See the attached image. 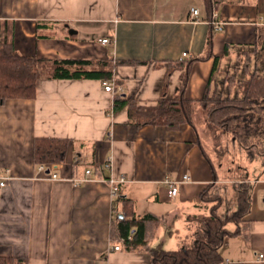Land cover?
I'll return each mask as SVG.
<instances>
[{
	"label": "crops",
	"instance_id": "crops-1",
	"mask_svg": "<svg viewBox=\"0 0 264 264\" xmlns=\"http://www.w3.org/2000/svg\"><path fill=\"white\" fill-rule=\"evenodd\" d=\"M214 18L223 28L215 29L211 51L223 60L264 41V0H0V48L43 58L48 67L56 59H74L112 68L108 79L47 73L36 79L33 96H0V171H10L0 190V255L23 258L20 264H152L149 252L112 236L115 213L122 214L120 192L133 200L138 215L164 219L151 246L178 249L194 230L189 219L204 211L202 191L213 182L243 181L250 183V207L241 229L228 225L223 264H264V167L255 164L264 157H251L238 144L252 164L226 161L232 165L223 173L204 144L211 135L201 128L203 142L198 103L195 128L139 124L128 107L115 110L117 94L103 84L112 81L137 103L155 105L180 92L182 64L197 58L184 89L188 98L201 99L215 60L207 58ZM37 137L68 138L58 172L81 177L92 168V179L76 185L36 177ZM220 141L214 147L221 158L225 145L237 144ZM185 174L191 180L170 196L166 178ZM111 176L127 178L117 196L106 182ZM115 244L121 249H111Z\"/></svg>",
	"mask_w": 264,
	"mask_h": 264
},
{
	"label": "trees",
	"instance_id": "trees-1",
	"mask_svg": "<svg viewBox=\"0 0 264 264\" xmlns=\"http://www.w3.org/2000/svg\"><path fill=\"white\" fill-rule=\"evenodd\" d=\"M214 32L212 25L207 58L214 57L215 60L206 92L201 99L188 98L184 89L192 64L197 59L194 58L182 64L185 68L183 85L176 96L162 98L155 105H142L132 97L120 93L115 97V110L128 107L130 116H135L139 124L167 125L172 129L190 124L195 128L198 103L205 122L215 131L219 141L225 138L235 140L245 147L251 157H264V71L250 70L236 78L231 77L237 79L236 85L230 86L229 83L226 84L227 81L221 85L216 73L229 58L223 60L212 53ZM256 46H264V41L259 39L252 46H241L237 57ZM228 49L229 47L225 54L229 53ZM106 60L109 65L108 59ZM92 63L89 60L56 59L53 60L54 65L48 67L43 58L26 57L15 52L11 46L7 49L2 47L0 96L3 99L6 96H33L36 79L47 73L56 78L99 76L108 79L112 76L111 65L106 68L90 67ZM241 124L243 130L238 128ZM260 125L262 128L258 130ZM68 147V138L37 137L35 161L38 164L60 163L65 160ZM250 192V183L243 181L210 183L201 193L200 206L207 213L203 211L189 219L195 224L194 230L178 249L151 246V240L163 225L164 219L153 214L138 215L134 210L133 200L120 192L116 200L121 204L122 216L115 213L112 236L123 237V242L129 249L149 252L152 264H223L225 258L221 247L231 232L228 225L234 222L238 225L237 230L241 229L239 227L250 207ZM22 260L20 257L0 255V264H20Z\"/></svg>",
	"mask_w": 264,
	"mask_h": 264
},
{
	"label": "rangeland",
	"instance_id": "rangeland-1",
	"mask_svg": "<svg viewBox=\"0 0 264 264\" xmlns=\"http://www.w3.org/2000/svg\"><path fill=\"white\" fill-rule=\"evenodd\" d=\"M238 51L239 50L234 51L232 55H230L229 59L226 61V64L219 70V72L216 73L218 75L217 81L221 83V85L224 83V81H227L226 84L229 83L230 86L236 85L237 79L235 78L238 77L239 75H243L244 73L250 70H256L258 72L264 71V46H256L254 48H250L249 50H246L244 54H240L237 57ZM232 76L235 78H231ZM226 84L223 87H225ZM196 120L198 127L200 128L201 135H203V142H205L204 138L205 136H207V134L211 135L210 137L211 139H208V142H205L204 144L205 146L207 145V149H209V153L212 156V159L214 160L219 171L226 173L227 170L229 169V166L232 165L230 163H226V161L236 160L237 162L236 164L239 166L252 164V160L249 162L246 161L247 159L243 157V155L240 153L239 145L232 144L231 142L228 143V146L225 145L224 147L225 149L228 148L226 149V153L223 154L222 158L219 157L218 155L219 153L215 151V147H214L215 139H216L214 137L215 131H213L211 127L205 123V116L201 112L199 105H197ZM261 125L258 127V130L262 128ZM201 128L207 129L206 130L207 134L204 132V129L202 130ZM238 128L242 129L243 128L242 124ZM242 151L244 150L242 149ZM226 155L227 157H225ZM220 162L221 164L223 162L224 167L223 165L219 164ZM255 164L260 165L261 168L264 167V163L260 160H256ZM59 175L62 176L63 174L59 173Z\"/></svg>",
	"mask_w": 264,
	"mask_h": 264
},
{
	"label": "built area",
	"instance_id": "built-area-1",
	"mask_svg": "<svg viewBox=\"0 0 264 264\" xmlns=\"http://www.w3.org/2000/svg\"><path fill=\"white\" fill-rule=\"evenodd\" d=\"M199 9L198 8H193L192 9V14L193 15H198ZM213 26L216 30H221L223 28V22L216 20L214 18L213 20ZM109 38H104L102 39V42L107 43L109 42ZM185 56H188L189 54L187 52H184ZM104 87L106 90L113 92V94H120V92L123 90L121 86H117L114 82L112 81H104L103 82ZM111 162V159L109 160ZM111 163H107V166L110 165ZM38 178H46V179H51V180H56V179H70L73 181L76 185H80L82 183H85L89 180L92 179V168H86L84 175L81 177H68L64 175H59L58 172V163H41L38 166V175L36 176ZM10 179V171L9 168H6L4 171H0V190L4 188L7 184V181ZM191 176L188 174H185L181 180H176V179H171V178H166L165 182L167 183L169 187V195L170 196H175L178 191H179V183L184 182V181H190ZM127 181L125 176H120L118 178L116 177H109L106 179L107 184H109L111 188V194L113 196H117L120 192V184L125 183ZM120 244H115L111 247V249L114 250H119L121 249ZM264 254H260V258H263Z\"/></svg>",
	"mask_w": 264,
	"mask_h": 264
},
{
	"label": "water",
	"instance_id": "water-1",
	"mask_svg": "<svg viewBox=\"0 0 264 264\" xmlns=\"http://www.w3.org/2000/svg\"><path fill=\"white\" fill-rule=\"evenodd\" d=\"M121 216H122V214H121Z\"/></svg>",
	"mask_w": 264,
	"mask_h": 264
}]
</instances>
